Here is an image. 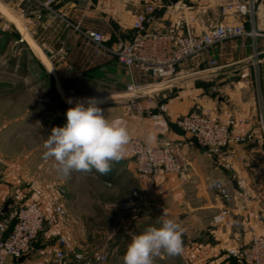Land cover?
Wrapping results in <instances>:
<instances>
[{
    "label": "crops",
    "instance_id": "1",
    "mask_svg": "<svg viewBox=\"0 0 264 264\" xmlns=\"http://www.w3.org/2000/svg\"><path fill=\"white\" fill-rule=\"evenodd\" d=\"M91 1L94 4V11L85 20L87 26L104 29L110 44L118 37H130L135 14L141 7L140 3L134 5L117 0ZM163 1L165 4L171 3L169 0ZM184 1L190 3L192 0ZM227 1L230 0H203L200 4L205 13L201 15L212 20L221 19V6ZM258 4L259 15L253 20H247L248 29L255 26L256 29L264 30V0H258ZM63 8L74 20L82 15L75 9V12L72 11L73 8L66 4ZM172 20L173 18L168 17L161 9L156 13L150 27H163ZM195 29L197 32L203 30L198 24L195 25ZM53 35L52 31H45L41 39L59 48L61 44L52 39ZM23 36L20 32L13 35L14 50L10 62L13 70L22 73L30 69L32 59L37 62L32 55L37 50L30 41L37 43L39 39L29 34ZM9 38L3 30L0 31V71L3 66L2 55L6 54L3 45L11 43V40L8 41ZM256 43L257 49L262 50L264 47L262 38L254 40L253 37H248L228 42L223 50L216 51L218 67L213 69H208L206 62L192 63L184 72L194 73L182 76L175 86L163 91L167 111L157 118L139 116L126 106L115 102L131 80L128 70L117 61L99 58L89 61L79 51H73L64 62V67L68 69L82 70V74L79 75L82 78L85 76L93 79L91 88L82 91V94L74 99L110 97L99 107L109 119L117 117L124 119L131 138L134 136L148 138L151 134L154 137L153 142L170 138L185 143L193 166L185 180L169 173L152 177L139 175L128 151V145L124 158L112 162L109 173L99 179L97 172L93 171L91 178L97 183L96 186L102 187L111 183V187H115L113 194H100L101 199L107 203L125 200L130 193L138 189L145 197L147 208H158V213L175 215L176 218L186 215V227L189 224H199L197 227L201 226L203 234L198 232L199 237L194 233L189 234L184 245L188 251L187 260L192 264H235V260L227 256V249L238 243H248L251 226L256 228L257 233L264 234L263 131L260 130L257 134L255 142L240 143L231 147L232 168L228 169L222 159L205 155L194 138L176 124L178 117L201 107L211 109L214 117L220 121L235 119L238 134L245 135L256 128H261L264 117V56L255 57ZM200 69L204 71H199ZM103 71L106 73L100 74ZM27 90L23 81L15 82L0 78V219L6 215L2 210L9 198L14 201L10 210L30 200L28 198H53L62 202L63 207L70 213L72 204L77 207L79 200L76 191L71 193L67 190L66 193L65 189L60 188L61 184L59 187L52 184L51 177L55 176L57 170L55 166L52 169L49 160H46L47 163L45 159L36 160L29 136L40 129L36 125L35 95ZM21 100H27L30 104L21 107L19 103ZM238 179L243 180L252 198L250 200L240 198L230 205L229 226L217 224L214 216L221 211L224 203L218 195L216 183L224 181L231 192H237ZM114 182L117 184L114 185ZM68 198L74 200L71 202L70 199L64 200ZM44 205V212L50 217L51 207ZM68 215L64 223L46 227L41 235L44 248H33L30 258L23 261L8 256L3 264H52L59 237L66 239L74 261L73 253L79 252L81 247L90 245L91 235L80 226L77 228L78 222L74 214ZM123 244L124 240L121 242V245ZM166 256L161 252L158 260H163Z\"/></svg>",
    "mask_w": 264,
    "mask_h": 264
},
{
    "label": "built area",
    "instance_id": "2",
    "mask_svg": "<svg viewBox=\"0 0 264 264\" xmlns=\"http://www.w3.org/2000/svg\"><path fill=\"white\" fill-rule=\"evenodd\" d=\"M1 1L12 5L19 14L23 30L18 27L17 30L22 36L29 34L40 39L45 31L53 32L52 39L60 43V47L46 41L42 44L51 59L59 58L66 62L73 51H79L89 61L99 58L115 60L123 65L131 80L115 102L142 117L157 118L167 111L163 91L175 86L182 76L194 73L184 72L192 63L206 62L207 68L213 69L218 67L216 51L223 50L228 42L248 37L264 40V30L255 26L248 29L246 25L248 19L253 20L259 15L258 0L227 1L221 6L222 18L217 20L201 15L205 13L200 4L203 0H192L190 3L181 0L177 4H165L163 0H117L134 5L140 3L141 7L135 14L133 35L129 38L118 37L112 44L108 43L104 29L85 24L87 16L94 11L91 0ZM65 4L82 15L76 20L72 19L63 8ZM161 9L173 20L163 27L151 28L156 13ZM196 24L203 28L201 32L196 31ZM255 50V57L264 53V47L257 49V43ZM69 70L82 74L80 69ZM233 120L220 121L214 117L211 109L196 107L178 117L176 124L194 138L205 155L222 159L225 167L230 169L233 156L231 147L255 142L260 130L264 133V117L260 129L256 128L245 135L236 132L237 122ZM128 151L141 175L169 173L185 180L193 170L191 157L181 140L165 138L148 143L147 137L134 136L130 139ZM236 183L239 188L237 192H231L224 181L216 183L218 195L224 203L221 211L214 216L217 224L229 226L230 205L240 198H252L242 179ZM136 198L137 193L133 192L124 201V206L134 204ZM65 217L66 210L62 205L54 207L50 217L37 202L15 206L0 219V264L8 256L20 258L30 253L32 242L43 234L46 227L64 223ZM57 243L52 264L107 263L108 257L102 252L92 255L74 252L73 261L66 239L59 237ZM227 256L233 258L235 264H264V234L257 233L256 228L251 226L250 241L230 247Z\"/></svg>",
    "mask_w": 264,
    "mask_h": 264
},
{
    "label": "rangeland",
    "instance_id": "3",
    "mask_svg": "<svg viewBox=\"0 0 264 264\" xmlns=\"http://www.w3.org/2000/svg\"><path fill=\"white\" fill-rule=\"evenodd\" d=\"M17 27L23 30V22L19 14L13 9L12 5L0 0V31L2 32L3 30L4 33L8 34L10 37L8 41L11 40L10 44L3 45L6 54L2 55L3 66L0 71V78L15 82L23 81L25 89H28L27 91H29L30 94L35 95L36 125L40 130L30 135L29 141L33 145L36 160L41 161V159H44L43 153L45 152L43 144L51 134L52 129L54 127H63L67 123L66 112L69 107L74 106V103L69 104L66 101L69 98L75 101L74 97L80 96L82 91L90 89L93 79L85 76V78H82L79 74L72 73L68 68L64 67V61L59 58L51 59L49 57L50 55H47L42 46L44 40L41 39V37L37 43H34L30 37H27L31 40L30 42L33 43L32 45L38 52L32 54L37 62L32 59L33 62L30 69L28 71H23V73L13 70L10 62L13 58L12 51L14 50L15 37H13V35L19 32ZM103 73H106V71L100 74ZM71 91L74 93H70ZM28 98H30V96ZM19 103L21 107H25L27 103L30 104L27 100H21ZM187 154L189 153L187 152ZM48 160L50 161L49 163L52 169L53 166L56 167L54 160ZM93 171L95 170L93 169L91 172L87 173L73 172L68 178H63L59 173L55 172V176L51 177L52 184H57L58 187L59 184H61L60 188L65 189L66 193L67 190L71 193L76 191L78 195L79 200L77 207L72 204L71 213L74 214V218L78 222V224H76L77 228L80 226L81 229L86 230L88 235H91L89 239L90 245L81 247L80 251L85 252L87 255L102 252L108 257L107 263L123 264V256L130 243L131 234L143 233L150 226L160 227L161 221L164 219H173L180 223L185 229L183 234L184 250L181 254L175 256H170L166 252H162L167 255L166 258L158 260V256H156L154 257V264H192V262L187 260L188 251L184 245L189 234L194 233L196 237H199V234L202 233L203 230L201 226L197 227L199 224H189V226L186 227V215L176 218L175 215L158 213V208H147L145 197L142 196V193L138 189L134 190V192L137 193V198L132 205L124 206L123 203L126 199H119L120 201L115 200L112 203H107L101 199L100 194H113L115 187H111V183L102 187L96 186L97 183L91 178ZM138 174L141 175L140 173ZM97 190L100 192H97ZM28 199H30L28 200L29 202H37L41 204L42 207L45 206L44 204H46V207H51L50 216L53 215L54 207L57 205L63 206L62 202L53 198ZM69 199L70 202L74 200L72 198L64 200ZM48 202H50V204H47ZM68 213L71 216V213L66 211L65 220L69 216ZM123 240L124 244L121 245Z\"/></svg>",
    "mask_w": 264,
    "mask_h": 264
},
{
    "label": "clouds",
    "instance_id": "4",
    "mask_svg": "<svg viewBox=\"0 0 264 264\" xmlns=\"http://www.w3.org/2000/svg\"><path fill=\"white\" fill-rule=\"evenodd\" d=\"M110 97L69 98L73 104L66 112L67 123L54 127L45 140L44 159L55 161L57 172L68 178L73 172L87 173L93 169L101 175L111 171L112 162L124 158L131 135L122 118L109 119L99 107ZM154 137L148 136V143ZM185 229L173 219H164L160 227L150 226L143 233L131 234L123 256V264H154L161 252L170 256L183 252Z\"/></svg>",
    "mask_w": 264,
    "mask_h": 264
},
{
    "label": "water",
    "instance_id": "5",
    "mask_svg": "<svg viewBox=\"0 0 264 264\" xmlns=\"http://www.w3.org/2000/svg\"><path fill=\"white\" fill-rule=\"evenodd\" d=\"M169 1H170L172 4H177V3L180 2L181 0H169ZM47 55H50V53L47 52ZM263 56H264V53H261V54L259 55V57H263ZM13 204H14V201H13L11 198H9L8 201L6 202V204L4 205L2 212H3L4 214L9 213V211H10V206L13 205ZM32 247H33L34 249H40V248H44V247H45V244L42 243V237H41V236H39L35 241L32 242ZM30 254H31V253H28V254H26V255H23L22 257L19 258V260H20V261H23V260H25V259H27V258H30Z\"/></svg>",
    "mask_w": 264,
    "mask_h": 264
},
{
    "label": "trees",
    "instance_id": "6",
    "mask_svg": "<svg viewBox=\"0 0 264 264\" xmlns=\"http://www.w3.org/2000/svg\"><path fill=\"white\" fill-rule=\"evenodd\" d=\"M133 32H134V30H132V33H131V35H130V37L133 35ZM93 86H95V84L93 85ZM96 175H97V177H99V179H102V177H104L105 175H101L100 173H96ZM114 185H116L117 183L116 182H114L113 183ZM132 195V193H130L126 198H128L129 196H131ZM125 198V199H126ZM5 216V215H4Z\"/></svg>",
    "mask_w": 264,
    "mask_h": 264
}]
</instances>
